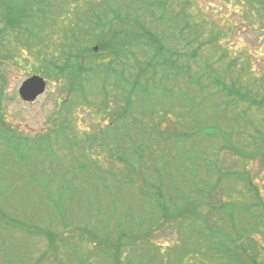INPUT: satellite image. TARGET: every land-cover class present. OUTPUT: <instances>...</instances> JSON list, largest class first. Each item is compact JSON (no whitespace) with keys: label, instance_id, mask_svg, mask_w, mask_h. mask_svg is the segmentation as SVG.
Listing matches in <instances>:
<instances>
[{"label":"rangeland","instance_id":"obj_1","mask_svg":"<svg viewBox=\"0 0 264 264\" xmlns=\"http://www.w3.org/2000/svg\"><path fill=\"white\" fill-rule=\"evenodd\" d=\"M84 1L46 0L53 21L27 5L38 40L0 47V264H217L208 243L219 260L220 241L264 264V0ZM99 4L127 14L137 60L140 34H157L173 75L164 82L153 61L136 80L138 62L118 60L136 93L107 79L106 101L102 75H90L78 82L83 102L66 93L67 71L43 75L46 57L62 66L72 50L71 24ZM33 76L45 90L23 101Z\"/></svg>","mask_w":264,"mask_h":264},{"label":"trees","instance_id":"obj_2","mask_svg":"<svg viewBox=\"0 0 264 264\" xmlns=\"http://www.w3.org/2000/svg\"><path fill=\"white\" fill-rule=\"evenodd\" d=\"M85 1L86 3L84 4L89 5L88 0H85ZM39 3L41 4L43 8L41 10L42 14L35 15V16L41 18L42 20L49 19L50 21H53L52 18H48L49 10L45 12L46 0H36L29 4H27V0H0V26H1L0 27V47L1 48L3 49L5 48L2 42L5 41L6 37L8 36L10 38L9 40H7V43L9 46H12L14 44L19 45L21 44V41L23 40L25 47H27V41L30 44H32L34 40H38L36 38L37 37L36 34L38 33V31L40 32V30L33 24V20L35 19V17H33L34 12L32 10L28 11L29 14L27 16V5L29 7L31 5L38 6ZM93 9L94 11L87 12L83 16L79 15V21H80V22L78 21L79 25H77L76 23L71 24V30H72L71 35H72V40L73 39L74 40L71 46L72 50L70 49L68 52L63 53V56H64L63 65L59 66L60 64H55V62H53L50 57L49 58L46 57V65H45L46 72L43 75H45L46 77H50V76L57 77L59 75H63L65 71H67L65 75L66 83L68 85L66 86L67 87L66 93L70 95H76V99L81 100L80 102H83L86 100L87 93L83 94L81 92V90H84V89L82 85H80V83L78 82L80 81L84 82L88 77H90V75L91 76L102 75L103 80L101 84V89L106 92H107V87L110 86V84L107 83L108 82L107 79H112L113 81H115V84L112 86L114 89H117L118 87L121 89L122 87L127 85L129 86V90H132L134 94L136 93V90L139 88V84L137 83V81L131 80L129 82V80L125 79L131 76V73L128 74L127 76L126 74H123V73L118 74L115 67H113V64L118 60L119 62H121L122 59H125L127 61L129 59H133L135 62H138L137 66L139 70L135 75L136 80H138L140 76L150 73L149 68L153 66L152 64L153 61H154V65H156L154 72L155 73L158 72L159 75L162 76V79L164 82L165 80L168 79V77H171V75H173L172 73L169 72L172 69L173 64L172 62L170 63L168 60H164V54L167 49L163 45L164 43L162 42V39L160 37L158 38L157 34L153 35L154 39L152 38L148 39L145 36V34H140V35H143V38L140 37L141 39H139L138 41L134 43V45L136 44L138 45V47H141L142 55L141 57H139V59H141L139 61L137 60L138 58L133 53L130 52V48L132 46L127 47L131 45L130 43L127 44V41H126V38L130 37L131 35L128 33L127 25H126L127 14H125L123 11L122 14L120 15L118 13V9L112 8L111 5L109 6L106 5L103 7L100 4L97 6L93 5ZM109 15H112V19L108 18ZM27 20H29L28 24L30 25V28L27 27ZM112 22L114 23L121 22L122 25L124 24L125 28H123L122 26L120 29L113 30L112 24H111ZM50 27L53 28L54 26H50ZM94 32H99V34H97L98 38L96 37L93 38L92 36V42H95L98 40L97 43H100V46L98 48L99 53L93 51L91 47L92 42H89L90 44L83 48V46L81 47V44L78 41V39H82L80 36L85 37L86 34L91 35ZM106 32L110 33L111 35L110 39L107 40L108 42H105V40L99 39V37H104V34H106ZM67 33H69V31H66L65 35H67ZM75 34H77V37L75 36ZM149 50H152V52H150ZM98 55H102L104 56V58H110L111 59L110 63L99 65L95 61L96 60L95 57ZM4 56L0 55V58H8V55H4ZM159 59L160 61L157 62V60ZM146 60L148 62H145ZM151 72H152V68H151ZM85 73L86 75H84ZM128 95H129V101L127 104L130 105L129 107V110H130L132 108V105H134L137 101L134 95H133L134 100L130 101V97H132L131 96L132 93L129 92ZM105 99L107 101L108 92H107V95L105 96ZM121 103H124L126 106V98L122 99ZM103 106H106V102ZM125 106L122 105L123 110L125 109ZM65 117L66 116H64V118ZM161 207H163L162 204L161 206L159 205L158 208H161ZM184 209H187L186 204L183 209L179 210L180 211L179 214H182V215L184 214L183 217H185V219H189V216L187 213L184 212ZM162 212L166 213L165 209H162ZM163 216L167 217L165 215ZM198 234L196 238L198 239V241H201L202 237L198 236ZM118 236L120 237V239L124 237L122 232H119ZM208 245H209V249H208L209 259L212 260L213 262L216 261L217 264H247L242 259L241 255L237 256L236 255L237 253L233 252V250H237V251L239 250L243 252L244 254L243 256L246 257V255H248L247 249L243 248V246L242 247L235 246L233 249L227 250V247L224 244V242H221V241L218 242V249H216L219 255V260H218V258L216 257V254L210 250V242L208 243ZM113 248H114V253H115L113 255V259L116 262L119 256L118 254L119 249L117 245L115 247L113 246ZM195 250H196V247H194V250L190 253H194L193 255H195ZM166 252L172 253L171 249H169ZM165 254H166L165 252H162V255H165ZM188 255L190 254L188 253ZM230 255L232 257L229 258ZM248 257L249 256H247V258ZM191 258H193V256ZM222 259H227L228 261L229 259H231L230 260L231 262H225Z\"/></svg>","mask_w":264,"mask_h":264},{"label":"water","instance_id":"obj_3","mask_svg":"<svg viewBox=\"0 0 264 264\" xmlns=\"http://www.w3.org/2000/svg\"><path fill=\"white\" fill-rule=\"evenodd\" d=\"M97 48H94L96 51ZM45 90V81L39 76H33L27 79L20 86L18 93L23 101H33L37 96L41 95Z\"/></svg>","mask_w":264,"mask_h":264}]
</instances>
